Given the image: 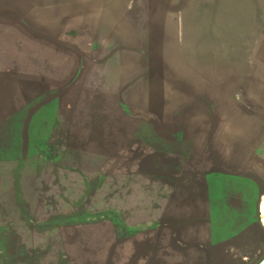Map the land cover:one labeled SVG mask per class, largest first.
Segmentation results:
<instances>
[{"label": "crops", "instance_id": "obj_1", "mask_svg": "<svg viewBox=\"0 0 264 264\" xmlns=\"http://www.w3.org/2000/svg\"><path fill=\"white\" fill-rule=\"evenodd\" d=\"M121 1L112 17L96 11L68 18L58 31L38 19L29 25L0 18V264H200L211 257L198 237L185 236L182 209L153 207L150 193L141 190L145 176L133 172L127 179L133 192H116L121 177L103 175L109 159L87 144V129H77L79 139L53 145L58 159L35 156L34 139L29 143L17 126L23 104L35 95V83L52 89L64 82L52 79L51 63L38 62L41 48L56 50L35 33H74L85 61L111 56L119 66L130 64L120 56L151 55L153 39L198 63L205 55L230 57L228 70L242 73L237 87L254 111H231L226 118L240 121L245 141L255 136L250 150H264V0ZM103 6L104 0L63 1L64 12ZM124 21L131 30L122 36ZM59 56L64 65L72 63ZM252 119L255 128L245 123ZM206 145L215 153L214 144Z\"/></svg>", "mask_w": 264, "mask_h": 264}, {"label": "rangeland", "instance_id": "obj_2", "mask_svg": "<svg viewBox=\"0 0 264 264\" xmlns=\"http://www.w3.org/2000/svg\"><path fill=\"white\" fill-rule=\"evenodd\" d=\"M63 1L0 0V18L29 25L38 19L58 31L68 18L96 11L112 17L119 3L124 14L121 0L68 12ZM130 30L124 21L121 35ZM35 34L56 50L54 55L40 49L41 67L51 63L52 79L64 80L52 89L35 83V95L23 104L17 126L28 133L23 138L29 143L34 139L35 156L58 159L53 145L87 129V144L109 159L103 175L121 177L117 193L133 192L127 179L135 172L147 178L141 190L150 193L153 207L167 203L173 211L182 209L185 236L198 237L201 251L211 256L200 264H258L264 258V150H253L255 136L245 141L240 121L226 118L231 111H254L237 87L242 73L228 70L230 57L205 55L198 63L153 39L151 55L120 56V63L130 64L119 66L111 56L93 54L85 61L74 33ZM62 53L71 64H63ZM255 121L245 123L255 128ZM206 144H214L215 153Z\"/></svg>", "mask_w": 264, "mask_h": 264}, {"label": "water", "instance_id": "obj_3", "mask_svg": "<svg viewBox=\"0 0 264 264\" xmlns=\"http://www.w3.org/2000/svg\"><path fill=\"white\" fill-rule=\"evenodd\" d=\"M258 264H264V258Z\"/></svg>", "mask_w": 264, "mask_h": 264}]
</instances>
